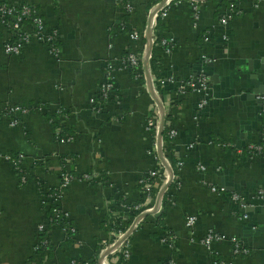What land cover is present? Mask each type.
I'll list each match as a JSON object with an SVG mask.
<instances>
[{
    "label": "crops",
    "instance_id": "obj_1",
    "mask_svg": "<svg viewBox=\"0 0 264 264\" xmlns=\"http://www.w3.org/2000/svg\"><path fill=\"white\" fill-rule=\"evenodd\" d=\"M0 2L37 7L46 25L58 31L60 45L57 56L35 41L20 57L7 56L8 32L0 23V264H91L100 242L112 236L106 219L123 216L126 226L130 207L144 211L156 204V196L140 204L145 197L139 187L157 165L155 137L145 130L156 100L147 72L155 77L151 67L132 72L119 62L129 50H141L143 41L133 43L129 35L147 30V7L157 1L131 0L135 13L127 20L120 0ZM163 23L169 45L157 46L166 70L160 85L170 93L163 96L159 88V94L165 106L173 104L179 186L169 188L165 224L172 235L155 227L160 210L146 216L130 238L129 264H264V160L248 151L264 132V0H176ZM200 75L209 84L207 106L197 114L203 96L197 87L180 104L173 99L177 82ZM108 82L112 90L104 94ZM8 106L30 110L17 127L5 113ZM56 119L73 134L71 142L57 140ZM20 154L22 172L6 160ZM63 159L72 160L76 176L97 179H74L58 201L78 231L76 243L66 249L64 231L52 226V248L41 253L37 230L49 224V192L59 189ZM190 216L197 218L193 235L186 227ZM209 230L228 240L208 251L202 238ZM233 238L248 249L247 256L232 257ZM108 260L121 264L119 255Z\"/></svg>",
    "mask_w": 264,
    "mask_h": 264
},
{
    "label": "built area",
    "instance_id": "obj_2",
    "mask_svg": "<svg viewBox=\"0 0 264 264\" xmlns=\"http://www.w3.org/2000/svg\"><path fill=\"white\" fill-rule=\"evenodd\" d=\"M176 0H162L160 2H157V4L151 9V13L158 9L160 4L164 2L162 7L157 11L155 14L153 20H152V37H153V46L155 44L156 36H155V26L156 21L159 16L164 17L167 13L168 8L171 6V4ZM127 11L129 15H132V5H130V0H127ZM234 5H231L230 9L232 12H234ZM0 23L6 28L8 32V38L4 43V52L7 56H13V57H20L23 54V50L25 46L30 44L31 42H40L45 45H47L50 49L51 54L54 56H57L59 54L60 49L56 47V43L58 41V31L55 29H50L44 19L41 17L40 13L35 9L34 6L29 4H19V5H11L6 3L0 2ZM229 17H223L220 21V24L222 26H226L229 24ZM10 22V24H9ZM7 25L9 27H7ZM154 30V31H153ZM137 39L138 37H133ZM169 41L164 40L163 46L168 47ZM148 47H145V51L147 54ZM153 49V48H152ZM144 51V52H145ZM129 52V55L126 60H121L119 62L120 68H129L134 70H139L141 66L143 65L142 59H146L145 56L141 57L139 55ZM152 58L151 56L148 60V67H150V61ZM204 60L206 63L212 62L210 58H208L206 55H204ZM147 67V68H148ZM113 70V69H110ZM139 78V75H136ZM152 81V87L154 91V97L156 100L154 101V108H153V116L149 117L146 125L145 130L148 133H151L155 137V143L153 147V154L156 153V160L157 165L156 167L148 173L147 176L142 178L140 180L139 185H143L144 192L146 193L147 197L154 198L156 200V204L154 207H150L144 211H141L140 214H138L136 217H134L127 230L125 232H118L115 233V240L113 243L103 242V249L100 251L99 259L101 264H108L109 263V257L112 255H119L121 258V264H129V260L131 257V236L132 234L139 229L140 225L145 221V217L143 215L145 213L150 214H157L160 210H162V199L163 196L158 204V199L160 192L162 191L163 187L170 181V173L168 172V167L172 169L170 160L167 155H170V152L168 151V145L166 142H164L163 139H161V143L159 146L158 143V137H159V131H160V125L162 117H164V128L166 125V116L171 115L173 112V104H170L168 106H165L160 99V90L158 84L155 86V79L151 77ZM161 85H164V81H160ZM208 78L204 75H200L199 77L189 81V82H177L175 85L177 87L176 90V96H185L187 93L190 92L193 88L197 87V91L199 93H203L202 98L200 99L198 105H197V114H199L202 110L205 109L207 106V99L204 98L206 96V91L208 88ZM112 90V83L108 82L104 84V94H108ZM261 104H262V116H264V97H260ZM162 105V108L160 107ZM30 110L24 109L17 106H8L5 109V113L7 116H9L11 120L12 127H17L20 125L19 117L28 115ZM61 113V110L59 111ZM173 118V117H172ZM167 121V125L169 128V136L171 139L176 138L177 131L174 128L173 125V119ZM164 131V130H163ZM60 133V129H58L57 134ZM73 137H64L60 140L61 143H69L73 140ZM248 151L253 155L254 157H260L264 160V132L262 134L260 142L257 144H251L248 147ZM6 160L12 162L15 169L19 172H22V164L25 160V155L20 154L16 157H9ZM72 160L66 159V162L63 166V171L61 174V182L58 189V198L59 200L62 199L65 190L68 188L70 183L74 180L72 175L70 174V163ZM181 165V163H180ZM179 165V166H180ZM203 169V168H202ZM173 171V169H172ZM174 174V172H173ZM22 183L24 184L26 182V177L22 176ZM93 179H97V175H85L84 180L86 181H92ZM151 179V180H150ZM153 180V182H152ZM176 177L174 174V177L172 178L171 183L174 184V187L177 188L179 185H175ZM170 183V184H171ZM169 188L166 190L169 194ZM213 193L220 195V192H224V189H218V188H212L211 189ZM157 192V194H156ZM165 192V193H166ZM164 193V194H165ZM52 196V200L54 199V195ZM261 197H263V194H260ZM233 199L235 201H239V197L237 195L233 196ZM58 200V201H59ZM57 201V203H58ZM158 205L157 213H154L155 207ZM57 209L54 210V213H57ZM65 216L67 220L70 221V217L67 213H65ZM197 222V218L195 216H190L186 220V227L189 229L190 232H192V235L194 234L195 225ZM52 226H58V224H52L51 219L49 221L48 226L47 225H40L37 230V236H38V250L41 249V247H45V251L48 253L50 251V248L48 247L50 245L48 234L51 230ZM67 236L68 233L71 235V239L76 243V237H77V229L76 227H68V229H62ZM132 231V234L128 236L129 232ZM225 240H228L226 236L214 231L209 230L205 233V235L202 238V244L203 246L208 249V251H212L214 246L217 243L223 242ZM232 243V257L233 258H239L242 256H247L249 254L248 249H246L243 244L238 239H229ZM232 260H226V261H216L215 264H232Z\"/></svg>",
    "mask_w": 264,
    "mask_h": 264
},
{
    "label": "trees",
    "instance_id": "obj_3",
    "mask_svg": "<svg viewBox=\"0 0 264 264\" xmlns=\"http://www.w3.org/2000/svg\"><path fill=\"white\" fill-rule=\"evenodd\" d=\"M121 2V6L124 10V14H125V18L126 20L128 19V16H130L128 14V11H127V0H120ZM1 3H6V2H1ZM6 4H9V3H6ZM157 4V2H155L154 4L152 5H148L147 7V10L149 11L150 9H152L155 5ZM35 9L39 12L38 8L35 7ZM0 20H1V17H0ZM10 24V22H9ZM164 23H163V17L159 16L157 18V21H156V26H155V36H156V40H155V44L153 46V49H152V58H151V61H150V67H151V70H152V73L156 79V82L158 84V86L161 88V83L160 81L162 80V75L163 73L166 71L165 68H164V64H163V60L161 59V57L158 55L157 53V46H163V41H164ZM7 27H9L7 25ZM121 31L122 32H126V28L125 26H121ZM56 47L60 49V45H59V42L57 41L56 43ZM164 47V46H163ZM166 47V46H165ZM167 48V47H166ZM131 50H129L128 52H126L125 54H123V59L122 60H126L128 55H129V52ZM133 70V69H132ZM136 70H133L132 72H135ZM136 76V75H135ZM141 81H144V77L142 76L141 78ZM161 79V80H160ZM161 93L163 96H165L167 93H170V90L169 89H165V88H161ZM174 101H177L178 104H180V96L179 97H175L173 99ZM61 114H67L64 110L61 111ZM153 112L150 113V117L153 116ZM172 116L171 115H168L166 116V125H165V128H164V131H163V134H162V139L164 140V142L167 143V147H168V151L170 152V155H167L169 160H170V163H171V166H172V169H173V172L175 174V177L177 178V173H178V169H180L181 165H180V162L178 161L177 157H176V150H175V144H174V139H171L170 136H169V128H168V125H167V121L168 120H171ZM53 123V126L54 128L57 130V129H60V133L59 134H56V137H57V140L60 141L63 137H72L71 135H73L72 133H68L69 131L68 130H65L63 129L61 126H60V123H59V120L56 119V120H53L52 121ZM67 135V136H65ZM260 142V141H259ZM63 164H65L66 160H62ZM180 165V166H179ZM70 174L72 175L73 179H84V175L83 176H76L75 175V171H74V168L72 166V162L70 163ZM22 178V177H21ZM151 180V179H150ZM90 183H96V179H93L92 181H89ZM153 182V180H152ZM20 183L22 184V179L20 181ZM173 186V183L170 184V188ZM144 197L146 195V193L144 192V189H143V185H139ZM53 193L52 195H54V199L53 202H51V206H50V209H48V214L50 215V219H51V223L52 224H58L59 227L61 229H68V227H73V223L69 220H67L64 212L61 210V207L60 205L57 203V201L59 200L58 196V189L56 190L53 189L52 191L50 190L49 194ZM146 197L142 200V202L140 204H143L146 200ZM169 194L168 192H166L163 196V199H162V211L159 213V215H157L156 217V228H158L159 230H161L164 234H166V236L168 235H172L171 233V230L166 226L165 224V218L167 216V211H168V201L170 200L169 198ZM57 209V213H54V210ZM131 211L129 212V218H131V220L136 217L138 214H140L141 212V209H140V206H132L130 207ZM123 219L124 217L123 216H120V215H116V216H113V217H110V219H106L104 221V225L106 227H108V230L109 232L112 233V236L109 240H107L106 242L108 243H113L114 240H115V233H118V232H125L130 224V220L127 222V225L126 226H123ZM165 236V237H166ZM70 244L72 245L73 244V240L71 239V235L68 233V235L66 236V240L64 242V247L66 249H69L70 248ZM50 249L52 248L51 245L48 246ZM103 241L100 242V245L98 246V250L96 252V255H95V259L94 261L91 263V264H97L98 263V257H99V254H100V251L103 249ZM39 251V250H38ZM41 253H43L45 251V247H41L40 249ZM39 251V252H40Z\"/></svg>",
    "mask_w": 264,
    "mask_h": 264
},
{
    "label": "water",
    "instance_id": "obj_4",
    "mask_svg": "<svg viewBox=\"0 0 264 264\" xmlns=\"http://www.w3.org/2000/svg\"><path fill=\"white\" fill-rule=\"evenodd\" d=\"M163 4H164V2L160 4V6H159L158 9H156V10H154L152 13H150V16H149V23H148V27H147V31H146V33H147V37H148V41H149L148 49H147V54H146V61H145V66H146V68L148 67V60H149V58H150V56H151L152 48H153L152 20H153L155 14L157 13V11L162 7ZM147 74H148V76H147L148 79L151 81V79H150V73L147 72ZM261 97H264V95H262ZM260 101H261V99H260ZM160 107L162 108V105H160ZM164 122H165V121H164V117H162L161 125H160V131H159V137H158V143H159V146H160V143H161L162 134H163V130H164ZM167 168H168V172L170 173V177H171V179H170V181H169V182L163 187L162 191L160 192L159 199H158V204H159V202H160L162 196L164 195V193H165L166 190L168 189V187H169V185H170V183H171V181H172V178L174 177V174H173L172 169H171L170 167H168V166H167ZM157 210H158V205L155 207V209H154L153 212H154V213H157ZM148 215H149V213H145V214L143 215V217H146V216H148ZM131 234H132V231L129 232L128 236L131 235Z\"/></svg>",
    "mask_w": 264,
    "mask_h": 264
},
{
    "label": "rangeland",
    "instance_id": "obj_5",
    "mask_svg": "<svg viewBox=\"0 0 264 264\" xmlns=\"http://www.w3.org/2000/svg\"><path fill=\"white\" fill-rule=\"evenodd\" d=\"M131 1V0H130ZM157 2H160V1H162V0H156ZM119 4V3H118ZM130 5H132V15L135 13V5H133V2H130ZM151 13V12H150ZM146 31L147 30H144V31H142V32H139V31H134V32H132L130 35H129V37H130V39H131V41L133 42V43H140V42H142L143 41V43H142V46H141V50H136V49H134V50H131L132 52L131 53H133V54H136V55H139V56H145V54H146V51L144 50L145 49V47L147 46L148 47V44H149V41H148V37H147V33H146ZM154 31V30H153ZM133 37H138L137 39H135V38H133ZM145 51V52H144ZM145 61H146V59H142V62H143V65L145 66ZM143 67H141L139 70H136L137 72H140L141 73V69H142ZM137 77V76H136ZM157 83H155V84H153L154 86L156 85ZM155 156H156V153L154 154Z\"/></svg>",
    "mask_w": 264,
    "mask_h": 264
}]
</instances>
